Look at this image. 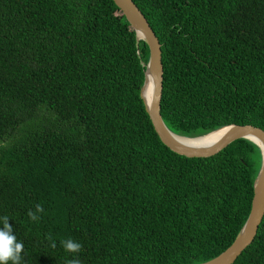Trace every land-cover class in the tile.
<instances>
[{
	"label": "trees",
	"instance_id": "obj_1",
	"mask_svg": "<svg viewBox=\"0 0 264 264\" xmlns=\"http://www.w3.org/2000/svg\"><path fill=\"white\" fill-rule=\"evenodd\" d=\"M133 2L161 45L170 131H264V0ZM148 55L113 0H0V216L22 264H197L241 229L260 148L171 151L139 95ZM232 264H264V214Z\"/></svg>",
	"mask_w": 264,
	"mask_h": 264
},
{
	"label": "water",
	"instance_id": "obj_2",
	"mask_svg": "<svg viewBox=\"0 0 264 264\" xmlns=\"http://www.w3.org/2000/svg\"><path fill=\"white\" fill-rule=\"evenodd\" d=\"M113 2L135 31L137 40L144 41L148 47V60L145 64L142 63L144 78L139 95L143 100L152 127L164 145L171 151L187 157L214 155L239 138L249 139L260 148L261 165L253 183L250 211L244 224L233 241L222 252L209 260L197 263L232 264L252 242L264 214V131L260 127L251 124H229L195 137L181 136L170 131L163 122L160 112L163 75L160 42L133 0H113ZM215 133H219V135L213 141H202L206 136Z\"/></svg>",
	"mask_w": 264,
	"mask_h": 264
},
{
	"label": "clouds",
	"instance_id": "obj_3",
	"mask_svg": "<svg viewBox=\"0 0 264 264\" xmlns=\"http://www.w3.org/2000/svg\"><path fill=\"white\" fill-rule=\"evenodd\" d=\"M45 209L41 204H36L34 210H28L27 215L31 221H38L40 219V213H43ZM0 224L3 225L0 228V264H22L21 253L24 252L23 242H18L16 235L13 234V228L9 224V217L7 215L0 216ZM47 240L50 241V247L55 249L57 244L53 240L52 236H47ZM61 246L66 252L78 254L82 251V245L79 242L74 241L71 238L62 239L60 241ZM64 264H81L79 258L67 259Z\"/></svg>",
	"mask_w": 264,
	"mask_h": 264
},
{
	"label": "bare ground",
	"instance_id": "obj_4",
	"mask_svg": "<svg viewBox=\"0 0 264 264\" xmlns=\"http://www.w3.org/2000/svg\"><path fill=\"white\" fill-rule=\"evenodd\" d=\"M150 92V91H149ZM148 92V93H149ZM219 133H215V134H211L209 136H206L205 139H202V141H205V142H211L213 141L214 139H216L218 137ZM187 142H190V141H187Z\"/></svg>",
	"mask_w": 264,
	"mask_h": 264
}]
</instances>
